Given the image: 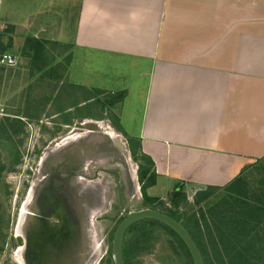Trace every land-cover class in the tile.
<instances>
[{
  "label": "crops",
  "instance_id": "0c3cea01",
  "mask_svg": "<svg viewBox=\"0 0 264 264\" xmlns=\"http://www.w3.org/2000/svg\"><path fill=\"white\" fill-rule=\"evenodd\" d=\"M0 26V37L67 49L39 54L68 65L65 78L58 68L37 78L52 95L30 91L37 109L70 108L76 121L74 107L92 91L124 93L114 119L152 160L156 183L223 187L264 167V0H0ZM20 57L5 67L12 81L27 69ZM135 119L131 136L126 121Z\"/></svg>",
  "mask_w": 264,
  "mask_h": 264
},
{
  "label": "rangeland",
  "instance_id": "374dc122",
  "mask_svg": "<svg viewBox=\"0 0 264 264\" xmlns=\"http://www.w3.org/2000/svg\"><path fill=\"white\" fill-rule=\"evenodd\" d=\"M45 5L46 3L42 6L43 11H46L44 8ZM35 7L36 6H32V8ZM21 14L23 15L24 12H21ZM53 15L54 14L51 12H43L40 13L39 17L51 18ZM4 25L6 26V24ZM7 26L11 28L10 25ZM4 28L6 27L0 26V31ZM10 37L12 36L0 37V53L6 52L13 55L15 58L16 54L20 57L23 51L28 52L24 49L26 39L20 40L16 38L15 41H13L14 38L12 37L10 39ZM39 41H42V39H39ZM42 42L44 43V49H42L40 53H51V51L63 53L67 50L62 46L57 48L53 46V43ZM19 59L23 63L21 66L27 68L22 71V79L20 80H10L7 74L10 73L11 70L6 69V66L0 65V122H2L0 123V135L5 132L14 133V129H22V126L15 125L14 121L18 120H12L13 116L23 117V120L29 123V125H24L25 128L22 129L23 132H28L27 137L25 135L20 136V132L17 135L19 139H21V141L16 139L19 144L13 143L12 140L5 142L6 133L0 137V206L6 211L3 218L7 220L6 215H8L7 212H9L8 221L16 223L15 214L19 212L25 200V192L30 189L32 183L40 177L39 164L41 156H45L48 161H52L58 156V150L51 153V150L46 149L47 145L56 139V143L63 141L62 139L69 131H72L73 133L71 132V134L76 138V142L70 145V153H75V166L78 164V160L82 155V159L84 158L89 162L88 172L87 175H85L86 179L82 180L83 183H86L93 192L98 191V196L101 194L99 190L101 187L104 192V194H102L104 195L103 206L94 209L92 212L91 230L94 257L91 264H114L112 254L113 236L117 226L124 219L125 213L144 208H157L155 210L168 209L171 207L168 194L175 190V185L179 182H174L164 177H158L157 183L147 189V194L150 197H158L159 199H156L154 204L144 203L139 179V163L133 159L130 151V139L132 138L125 135L124 132H121L119 124L116 123L117 118L114 119V115L120 110V108L117 107L118 104L115 106L113 105V107L110 105L112 97L117 92L101 93L92 91V93H90L92 101L87 102L84 107L78 106L77 102L79 99H77V101L72 100L74 102L72 104H77L78 106L74 107V114H76L77 118L75 124L72 125L73 128H64L62 124H54V121L61 123L63 119L61 116H65L66 118L72 115L70 108L61 109L59 114L55 113L56 109L52 107H39L37 109L39 102L33 103L34 101L30 100V95L35 94H32L30 91L36 90L37 87L41 90L43 87V93L41 91L39 92L44 96L51 97L50 85L49 87L47 86L49 90L48 95V93H45V85H42L38 79L44 77V82H46V80L51 77V70H57V68L59 69V73H61V77L65 78L66 76L62 74V70L67 69L66 66L68 65V61L62 59L59 64L57 63V66V64H55L57 61L54 63L55 65H51L53 59L39 60L38 62H34L36 64H32L28 58L20 57ZM16 60L15 58L14 67L18 65V60ZM34 66L42 67L37 70ZM14 67L12 66V69ZM99 69L102 70L101 66L97 65L98 72H101ZM92 70L93 65L91 64L90 71ZM28 74L31 75L28 76ZM33 76L36 77L35 80ZM28 81H30L29 84H27ZM77 92L78 91H76V93ZM24 102L25 105L23 104ZM82 105H84V103H82ZM131 110L133 109H130V111ZM136 111L138 110L134 109V112ZM86 113L90 114L91 117L82 119L81 117ZM27 116H30L29 118L34 120H29L26 118ZM35 117L46 122L44 123V129L41 127L40 121H38V123L35 121ZM70 119L72 120L71 117ZM5 121L9 122L7 123L8 126L4 125V128H2L3 125L1 124ZM56 128L60 129L57 135L61 138L57 135L50 137L45 133L47 131L56 133L58 132ZM125 128L131 136H133L134 132L137 134L138 123L136 119L134 121L127 120ZM13 137L14 135L12 138ZM7 138H9L8 135ZM79 139L81 140L78 141ZM41 140L44 141V148L40 147ZM54 153L56 154L54 155ZM80 153L82 155H80ZM89 175L91 179H89ZM246 176L249 178L248 182L251 189L255 187V185L259 186L261 183L260 181L264 177V167H253L246 172ZM149 177H151V172L145 175V178ZM120 189L121 192L119 193ZM183 191L184 196L179 197L178 204L176 206L172 205L174 210H176L179 215H182V217H180V222L182 223L184 221L187 222L188 218H186L185 215H191L194 211L197 213L200 208L206 209V204L208 202L214 204V202L217 203L219 199H223V197L220 196L221 194L219 195V191L217 193L213 188L193 187L188 188L186 191L184 189ZM203 196H205V200H202ZM254 198L252 193L249 192L247 199L251 201ZM254 201L255 200H253L252 203ZM161 203H166L167 206ZM11 214L14 215L12 218ZM135 227L126 234V241L129 242L138 234V228ZM153 231L157 236L159 235V239H155L154 245L149 252L146 251L139 255H134L133 257V252L130 250V246H128L129 243H126V247H128L127 253L129 254L128 264H193V261L190 263L187 254L183 253V250L176 245L170 235L159 229L158 231ZM11 232H16L14 226L13 229H7V231L2 233L8 236ZM0 253V264H6L4 259L8 253L1 251ZM12 258L13 257H9V259ZM131 260L133 263L130 262Z\"/></svg>",
  "mask_w": 264,
  "mask_h": 264
},
{
  "label": "flooded vegetation",
  "instance_id": "af4514ba",
  "mask_svg": "<svg viewBox=\"0 0 264 264\" xmlns=\"http://www.w3.org/2000/svg\"><path fill=\"white\" fill-rule=\"evenodd\" d=\"M12 118L18 120L14 121L15 125L22 126V129L25 128L24 125H29L23 117ZM35 121L37 123L40 121L41 127L45 128L46 122L37 117ZM7 123L9 122H3L4 125ZM54 124H62L64 128H69L75 121L73 118L71 120L63 117L61 123L54 121ZM22 129L14 133L5 132V142L12 140L13 143L19 144L18 141L21 139L17 136L18 133L20 132V136L28 135V132H23ZM56 129H58L56 133L51 131L45 133L54 137L60 131L59 128ZM71 132L69 131L63 141L56 143V139L47 145L46 149L51 150V153L58 150V156L52 161L41 156L40 177L25 192V200L19 212L15 214L16 223L8 221L9 212L6 215L7 220L3 218L6 211L0 206V251L8 253L4 259L6 264H91L93 261L91 218L93 210L103 206L104 192L101 187L99 189L101 194L98 196V191L93 192L86 183H83L89 162L82 159L83 155L80 153L82 156L75 166V153H70V145L76 142V138ZM3 134L1 133L0 137ZM40 147L44 148L42 140ZM88 177L91 179L90 175ZM12 216L14 215L11 214V218ZM13 226L16 232H11L8 236L2 233L7 229H13Z\"/></svg>",
  "mask_w": 264,
  "mask_h": 264
},
{
  "label": "trees",
  "instance_id": "16d2710c",
  "mask_svg": "<svg viewBox=\"0 0 264 264\" xmlns=\"http://www.w3.org/2000/svg\"><path fill=\"white\" fill-rule=\"evenodd\" d=\"M2 34V33H1ZM10 44V43H8ZM24 49L28 52L22 54L29 56L32 64L40 60L39 54L44 49V43L35 38H27L24 43ZM124 93H116L110 105L121 103ZM2 128H4V124ZM21 130L14 129L15 131ZM130 151L133 159L138 162L139 179L141 183V193L144 203L154 204L158 197H150L147 189L156 183V174L153 170L152 160L138 151L134 140L130 139ZM151 172V177L145 178V175ZM264 178V177H263ZM261 183L255 185L252 189L248 182L246 173L241 172L232 182L223 187L213 188L222 200L206 204V209L200 208L198 212L194 211L191 215H185L187 222H180V217L173 206L178 204L179 197L184 196L183 188H178L168 194L170 206L168 209L158 210L175 219L189 232L190 236L199 248L204 264H264V179ZM250 181V180H249ZM221 190V191H220ZM249 192L255 197L253 203L249 201ZM248 195V196H247ZM205 200V196L202 197ZM201 200V201H202ZM167 206L166 203H161ZM173 205V206H172ZM157 209V208H153ZM138 228V234L129 242L126 241V234L133 228ZM135 227V228H136ZM134 229V228H133ZM165 232L172 237L183 253H186L190 263L191 256L183 243L182 239L163 223L153 219H144L130 226L123 238V256L125 264H128V247L134 255L150 251L154 245L155 239L159 235L153 233V230ZM126 241V242H125ZM132 257V258H133ZM130 258V256H129ZM134 260V259H133ZM132 262V260L130 261ZM133 263V262H132Z\"/></svg>",
  "mask_w": 264,
  "mask_h": 264
},
{
  "label": "water",
  "instance_id": "95a60500",
  "mask_svg": "<svg viewBox=\"0 0 264 264\" xmlns=\"http://www.w3.org/2000/svg\"><path fill=\"white\" fill-rule=\"evenodd\" d=\"M144 219L156 220L172 229L182 239L191 256L193 264H204L201 252L189 232L175 219L165 213L151 208H144L125 213L124 219L117 226L113 236L112 254L114 264H125L123 256L124 234L130 226Z\"/></svg>",
  "mask_w": 264,
  "mask_h": 264
},
{
  "label": "built area",
  "instance_id": "2783aa9c",
  "mask_svg": "<svg viewBox=\"0 0 264 264\" xmlns=\"http://www.w3.org/2000/svg\"><path fill=\"white\" fill-rule=\"evenodd\" d=\"M15 64V58L6 52L0 53V65L1 66H13Z\"/></svg>",
  "mask_w": 264,
  "mask_h": 264
}]
</instances>
